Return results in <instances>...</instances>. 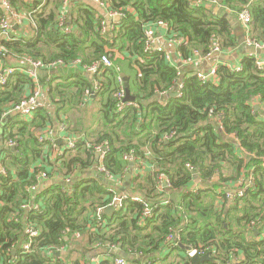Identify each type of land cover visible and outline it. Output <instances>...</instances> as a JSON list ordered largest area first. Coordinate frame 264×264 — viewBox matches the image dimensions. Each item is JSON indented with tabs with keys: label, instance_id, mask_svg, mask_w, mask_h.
<instances>
[{
	"label": "trees",
	"instance_id": "1",
	"mask_svg": "<svg viewBox=\"0 0 264 264\" xmlns=\"http://www.w3.org/2000/svg\"><path fill=\"white\" fill-rule=\"evenodd\" d=\"M9 1L15 12L28 17L30 36L0 42L6 52L0 53V65L13 69L0 85V123L35 87L27 71L11 64L6 68L8 60L81 63L74 74L56 75L61 78L48 68L38 72L54 114L40 108L29 122L16 115L5 125L2 141L16 145L0 155L5 172L0 173V264H80L79 259L95 252L104 257L99 264H114L116 252L107 253L108 246L126 254L127 264H189L182 247L210 253L212 262L203 264H264V69L256 65L262 56L239 44L244 31L237 16L247 9L249 39L264 43V0H217V12L204 0L198 7L199 0H106L123 16L104 35L99 27L103 14L84 0L66 6L64 0ZM62 8L68 33L58 26ZM157 22L167 24L175 38L186 39L179 48L183 60L190 59L192 50L206 55L217 39L221 57L237 54L241 71H230L223 60L215 79L202 83L193 67L175 68L160 53L144 54L145 26ZM103 56L111 66L86 77L82 66ZM122 74L133 101L118 111ZM178 81L183 83L181 97H171ZM63 121L78 141L74 150L50 162L44 156L48 144L39 143L36 133ZM100 145L107 146L102 165L114 178L111 186L90 174L97 167L94 147ZM131 153L133 167L143 162L152 172L131 177L121 207L96 216L97 209L114 202L118 190L113 184L124 178L130 162L123 156ZM35 164L49 176L70 178L72 192L59 181L40 192L31 190L40 184L37 170H31ZM159 173L169 179V188L156 187ZM250 174L253 186L225 210L226 191ZM133 197L148 203L150 218L140 222L144 206ZM27 203L40 211L22 209ZM26 225L38 236L24 251ZM172 233L179 242L168 248ZM76 235L86 238L84 247L73 241ZM73 253L79 258L72 259Z\"/></svg>",
	"mask_w": 264,
	"mask_h": 264
},
{
	"label": "built area",
	"instance_id": "2",
	"mask_svg": "<svg viewBox=\"0 0 264 264\" xmlns=\"http://www.w3.org/2000/svg\"><path fill=\"white\" fill-rule=\"evenodd\" d=\"M69 1L70 0H64L65 3H68ZM91 1L96 6H98L100 9L103 10L102 12L104 13V17L106 18V20H100V24H99L100 33L102 35H104L108 31L114 30L115 26L113 24L118 22V20L123 16L122 13H118V12L111 10L110 7L108 6L106 0H91ZM204 1L208 2L209 5H211L213 7L214 6H216V8L221 7L217 3V0H204ZM202 3H203V1L199 0L194 4V6L198 7ZM1 6H2V9L4 12L0 15V42L1 41L14 40V38L11 37L12 28L14 25H20L21 23H23L24 22L23 17L19 13L15 12V10L11 6V3L9 0H1ZM222 8L225 9L223 6H222ZM237 16H238L239 24L242 26V29H243L244 34H245V36H244L245 48L248 49L250 47H253L256 50L264 51V43H253L249 39L251 17H250L248 10L243 9L242 11H240L238 13ZM116 19H118V20L116 21ZM58 26L63 30L64 33H68L70 31L69 27L66 25L64 15L60 16ZM160 29L164 31V34L162 36L160 35L159 37L163 38L164 41L171 43L175 48L177 57H181L179 48L186 44V39L182 38V37H176L175 38L174 37L175 35H173L171 33L168 25L163 23V22H157L155 24H149V25L145 26V37L146 38L144 41L143 53L146 55H150L152 53H160L164 56L165 61H167L172 67L179 68V67L171 64V57L169 54H167L165 52L164 49L153 47V44L156 42V39L153 36V32L160 30ZM0 53L3 56L6 54L5 50L1 46H0ZM221 55H223V51H222L220 42L217 39H212L210 42V45L208 47V51H207L206 55L201 54V52L198 50H192L190 59L183 60V61L187 64H190V65H197V64H201L204 59H207L211 56L219 57ZM24 61L26 62L27 65L32 67L30 70L27 71V74L37 85H38V72L41 69L48 68L49 70H53L59 66H64V65L80 66V63H81L79 59L73 61L70 64H66L62 60H58V61H55L53 63H50L48 66H45L40 61L33 62L30 59H26ZM219 65H220V62L216 63L215 66H213L208 72L196 71L193 74L195 75V77L197 78V80L199 82L206 83L207 81H209L211 79H213V80L215 79L216 71H217ZM256 65H257L258 69H260V70L264 69V59H262V60L258 59ZM101 66H106V67L111 66V60L109 59L108 56L101 57L100 61L95 62V63L91 64L90 66L84 65V66H82V69L88 75H94V74L98 73L99 68ZM226 66L232 72H240L242 69L241 65L233 66L232 64L227 63ZM0 73H1L0 74V85H3L7 81L9 75L12 73V70L7 69V70L1 71ZM117 81L119 83V90H118L117 95H116L117 101H118L117 109H118V111H122L126 106L131 105V102L124 101L125 89H124V82H123L122 78H118ZM94 84H96V83H94ZM95 87H96V85H95ZM182 87H183V83L181 81H178L175 89L170 93V95L174 94L175 98H180L181 97L180 89ZM95 90H96V88H95ZM42 92H43L42 88H40L39 86H36L33 89V91L23 101H21L19 104L12 107V109L10 111L6 112L3 115V118L9 114H18L23 119L32 117L34 112L37 109L41 108L39 98H40ZM56 127H57L56 131L59 134H63L65 136H67V139H66L67 143H66V150L65 151L74 150L76 147L78 138L75 136H72L68 133L66 122L63 121V122L59 123ZM54 130L51 128H48L43 134H40L38 136L37 141L39 143H45V142L50 141L52 139ZM6 145L8 148L15 147L16 143L14 141L10 140L7 142ZM94 148H95V157H97V159H98L96 161L97 162L96 171H98L105 178H109L110 177L109 173L107 171H105V169L102 165V161H103V159L105 157V153L107 151V146L106 145H100V146H97ZM123 158H124V160L130 162V165H133V163L135 161V156L133 155V153H131L129 155H124ZM138 166L143 167L144 166L143 162L138 163ZM186 167L190 171H193V167L190 166L189 164H187ZM47 177L48 176L45 172H39L38 171L36 173V179L38 181L45 180V179H47ZM253 183H254V177L251 174L248 175V178L245 182H244V180L243 181L238 180L236 182V184L234 185V187L231 186L228 189V191H226V199L229 200V202L231 204H233L234 200L236 198H241L245 194L246 190L253 186ZM64 184L67 187V188H65L66 191L68 193H71L72 191L68 187L70 185V178H66L64 180ZM155 184H156V187L158 189L170 187L169 179L162 173H159L156 175ZM36 189H38V186H32L31 187V190H33V191ZM193 191H196V189H193ZM124 199H126V197L121 196V197L114 198L113 201L115 204H118L119 206H121L122 201ZM132 200L134 202L141 203L144 206V214H143V218L140 220V222H142L144 219L150 218L152 216L151 209L149 208V205L147 202H145L142 199L137 198V197H133ZM21 208L26 210L28 208V205L23 204ZM34 210L40 211L39 207L37 205L34 206ZM99 211H101V209H98L96 212L98 213ZM24 233L28 238L27 243H25L23 245V250L26 251L29 248L30 240L32 238L37 237L38 232L34 229L33 226H28ZM166 241H167L166 247L172 248V247L178 245L179 236L176 233H172L166 238ZM188 248H189V250L185 251L187 259H190L195 255L204 256L206 254V251L204 249L198 250V249L192 248V247H188ZM108 249L109 250H117L114 246H110V247L108 246ZM58 253H60V251H58ZM134 256H135V258L141 257L140 254H137V255L134 254ZM113 261H114V264H127L126 258H115V259H113ZM99 263H100L99 257H95L92 260H90L89 263H85V264H99Z\"/></svg>",
	"mask_w": 264,
	"mask_h": 264
},
{
	"label": "crops",
	"instance_id": "3",
	"mask_svg": "<svg viewBox=\"0 0 264 264\" xmlns=\"http://www.w3.org/2000/svg\"><path fill=\"white\" fill-rule=\"evenodd\" d=\"M78 1H80V0H78ZM77 0L76 1H73V2H78ZM84 2H87V4H90V5H92L93 6V8L95 9V10H97V11H99V12H101L102 14H103V19L104 20H106V18L104 17V13L102 12L103 10L102 9H100L98 6H96L94 3H92V1L91 0H84ZM65 3V2H64ZM66 4H68V3H65V6H66ZM0 8H1V11H2V13L4 12L3 11V9H2V6H1V0H0ZM47 9H49V8H47ZM218 11V8H215V12H217ZM61 12V15H64V19L66 18V16H67V11H66V8H62V10L60 11ZM1 13V14H2ZM20 14V13H19ZM20 15H22V17H23V23H21L20 25H14L13 26V28H12V32H11V37L12 38H14V40L15 39H21V38H28L29 36H30V29H29V19H28V17L27 16H25V15H23V14H20ZM65 21H66V19H65ZM117 23V22H116ZM115 23V24H116ZM114 25V24H113ZM233 26H234V28H237V23H233L232 24ZM115 26V25H114ZM116 27V26H115ZM164 34V31L163 30H157V31H155V32H153V36H154V38L156 39V42L153 44V47L154 48H162V49H164L165 50V52L167 53V54H169L170 55V57H171V64H173V65H175V66H177V67H181V66H186L187 68H194V71L196 72V71H204V72H208L213 66H215V64L216 63H218V62H221V61H223V62H229V63H231L233 66H238V65H240V57L238 58V56H237V54H234V53H227V55L228 56H226V57H221V56H219V57H216V56H211V57H209V58H207V59H204L203 60V62L201 63V64H197V65H190V64H187V63H185L184 61H183V59L181 58V57H177V55H176V51H175V48H174V46L171 44V43H169V42H167V41H164V39L163 38H160L159 36L161 35H163ZM245 36V34L244 35H241L240 37H239V40L242 38V37H244ZM224 55V54H223ZM256 56H258V57H260V56H262L261 58H259V59H264V55L262 54V55H256ZM225 58V59H224ZM12 65L13 66V68H16V69H21L22 71H28V70H30L29 69V65H27L26 64V62L24 61V60H17V61H14V60H8L7 61V66H6V68H8V67H10L9 65ZM76 67L77 66H68V65H64V66H59V67H57V68H55V69H53V70H49V71H52V72H50V75H52L53 77H60V76H56V75H59V74H70V73H72V74H74V73H76V71L74 70V69H76ZM4 66H3V64L2 65H0V72L1 71H3L4 69ZM5 70H7V69H5ZM9 70H12L13 71V69H10L9 68ZM40 73V72H39ZM91 75H88L87 73H86V77H90ZM125 76V75H124ZM61 78V77H60ZM36 86H39L40 88H42L41 86H40V84L38 83V85L37 84H35V87ZM34 87V88H35ZM42 90H43V88H42ZM33 90H29V91H26V94H25V97H27L31 92H32ZM49 99H48V95L44 92V90H43V92L41 93V96H40V98H39V102H40V104H41V108H46V109H48L49 110V112H51L52 114H54V108L50 105V103H49V101H48ZM93 110V109H92ZM16 115H18V114H9V115H7L6 117H8L9 116V118H7L6 119V117H4L3 119V121H2V123H0V155H1V152H2V150L4 149V150H7L8 149V147H7V142L8 141H10L9 139L7 140L6 139V141L5 142H3L2 141V138H3V135H4V133H5V130H4V128H5V125H6V123L11 119V118H14ZM34 115V114H33ZM33 115H32V117H30V118H22L24 121H26V122H29L31 119H33ZM2 126H3V128H2ZM56 128L57 127H54L53 128V130H54V132H53V136H52V139L50 140V141H48V142H45L46 144H48V146L46 147V149L44 150V156H46V158L50 161V162H52V161H54L55 159H57L58 157H60L64 152H65V150H66V143H67V141H66V139H67V136H65V135H63V134H59L57 131H56ZM48 128H46L44 131H42V132H37L36 133V135H37V137L40 135V134H43L46 130H47ZM2 130V131H1ZM70 134V133H69ZM71 135V134H70ZM38 167H40V166H38V164H35V165H33V168L31 169V170H34V169H36L37 170V172L39 171V172H43V171H40L39 169H37ZM152 167L150 168L148 165H144L143 167H141V166H135V167H133L132 165H130L129 166V168L127 169V171L128 170H131V177H135V176H138L139 175V172H141L142 171V174L143 173H145V172H152ZM127 171H126V174H127ZM0 173L1 174H4L5 172H4V170L3 169H1V167H0ZM91 175H94V174H92V172L90 173ZM125 174V176H124V178L122 177L121 179H118V180H116L115 182L116 183H114L113 184V186H116L117 187V190H118V192L116 193V195L114 196V198H117V197H123V196H125V191H126V188H127V186H128V184H129V180H130V178L129 179H127V175ZM48 177H47V179H45V180H42V181H40V184L38 185V192H40V191H43V190H45L46 188H48L53 182H55V181H59V182H61L62 184H63V187L64 188H67L66 186H65V184H64V180L65 179H63V178H60L59 176H56V175H52V176H49V175H47ZM103 176V175H102ZM103 178L105 179V180H107V181H109V185L111 186L112 184H111V180H114V178H112V177H109V178H105L104 176H103ZM236 183H234L233 185H232V187H234V185H235ZM69 187V189H71V186L69 185L68 186ZM65 191H66V189H65ZM113 198V199H114ZM27 205H28V208L26 209V210H28V209H33L34 210V206H36V205H30V203L28 204L27 203ZM229 205H230V202H229ZM38 206V205H37ZM109 206H111L112 208H113V212L112 213H114L117 209H119L121 206H119L118 204H115L114 202H112ZM39 207V206H38ZM107 207H105V208H99V209H101V211H99L98 213H101V214H106L105 213V209H106ZM98 210V209H97ZM96 210V211H97ZM95 211V215L96 216H98V213ZM111 213V214H112ZM106 215H108V214H106ZM109 215H110V213H109ZM29 226H31V225H29ZM28 226L26 225V227H25V229H24V232H25V230H26V228H27ZM73 241H77V240H80V244H82L81 246L82 247H84L85 245H86V238L85 237H82V236H79V235H76V236H73ZM14 251V250H13ZM13 251H12V254H13ZM106 252L107 253H112V252H116V258H125V257H123V256H121V253L122 254H124L122 251H120V250H109L108 249V247L106 248ZM57 253V252H56ZM14 254H15V251H14ZM63 254V253H62ZM158 255V254H157ZM184 255L185 256H183L184 258H186V254L184 253ZM95 257H99V259H100V262H101V260H103L104 259V257H103V255H98L96 252L95 253H91L90 254V256H86V258H85V260H82V259H79V263L80 264H85V263H89V261L90 260H92L93 258H95ZM72 259H77V258H79V256L77 255V254H75V253H73L72 254V257H71ZM115 258V257H114ZM146 258V257H145ZM144 257L141 259V260H143L144 261V259H145ZM148 260V259H147ZM147 260H145L144 262H147ZM88 261V262H87ZM189 262H190V259H189Z\"/></svg>",
	"mask_w": 264,
	"mask_h": 264
},
{
	"label": "water",
	"instance_id": "4",
	"mask_svg": "<svg viewBox=\"0 0 264 264\" xmlns=\"http://www.w3.org/2000/svg\"><path fill=\"white\" fill-rule=\"evenodd\" d=\"M73 1H76V0H73ZM118 19H116V21H117ZM244 40H245V38L244 37H242L240 40H239V44L241 45V44H243L244 43ZM247 52L249 53V54H252V55H264V51H259V50H256L255 48H253V47H250V48H248L247 49ZM32 67L31 66H29V69H31ZM1 74V73H0ZM121 77H122V79H123V81H124V89H125V99H124V101H126V102H132L133 101V98L131 97V95H130V93H129V90H128V87H127V77L126 76H124L123 74L121 75ZM171 97H174V94H171ZM258 109V107L256 106L255 107V110H257ZM2 128H3V126H2ZM2 131V130H1ZM10 150H15V147H10L9 148ZM96 177H98V178H100L101 179V181L104 183V184H106V185H109L110 183H109V181H107V180H105L104 178H103V176L101 175V174H94ZM127 179H129L130 177H131V170H128L127 171ZM113 212V208L111 207V206H107V208L105 209V213L106 214H108L109 215V213L111 214ZM185 251L186 250H189V248L188 247H182ZM13 254H14V251H13ZM55 255L56 256H59L60 255V253H55ZM121 256H123V257H127V255L126 254H122L121 253ZM144 260H146V258L144 259ZM206 262H212V257H211V255H210V253H206L204 256H197V255H195V256H193L192 258H190V262H189V264H203V263H206Z\"/></svg>",
	"mask_w": 264,
	"mask_h": 264
},
{
	"label": "rangeland",
	"instance_id": "5",
	"mask_svg": "<svg viewBox=\"0 0 264 264\" xmlns=\"http://www.w3.org/2000/svg\"><path fill=\"white\" fill-rule=\"evenodd\" d=\"M95 160L96 161L98 160L97 157H95ZM92 174H100V173L98 171L93 170ZM228 206H229V202L226 203L225 210L228 208ZM76 242H80V240H77Z\"/></svg>",
	"mask_w": 264,
	"mask_h": 264
},
{
	"label": "clouds",
	"instance_id": "6",
	"mask_svg": "<svg viewBox=\"0 0 264 264\" xmlns=\"http://www.w3.org/2000/svg\"><path fill=\"white\" fill-rule=\"evenodd\" d=\"M244 44V43H243ZM9 149V148H8ZM186 253V252H185ZM128 257V256H127ZM127 257H126V259H127Z\"/></svg>",
	"mask_w": 264,
	"mask_h": 264
}]
</instances>
